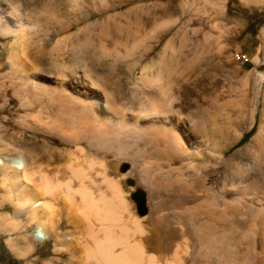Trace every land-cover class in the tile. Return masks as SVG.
<instances>
[{"label": "rangeland", "instance_id": "374dc122", "mask_svg": "<svg viewBox=\"0 0 264 264\" xmlns=\"http://www.w3.org/2000/svg\"><path fill=\"white\" fill-rule=\"evenodd\" d=\"M15 34L40 38L43 55L14 45ZM56 90L87 110L65 135L56 107L32 100L49 102ZM158 127L173 137L169 168L155 165ZM42 149L79 153L96 195L112 194L103 173L117 184L125 219L142 231L133 240L159 262L180 248V264H264V0H0V264H89L81 254L90 241L62 214V197L43 196L51 214L29 215L41 194L25 196L21 184L37 188L39 169L61 181L72 174L66 154L48 166ZM15 157L31 176L6 180ZM167 168L187 190L155 183ZM80 202L65 204L70 214ZM7 215L17 229L3 228ZM48 220V238L35 240Z\"/></svg>", "mask_w": 264, "mask_h": 264}, {"label": "bare ground", "instance_id": "6f19581e", "mask_svg": "<svg viewBox=\"0 0 264 264\" xmlns=\"http://www.w3.org/2000/svg\"><path fill=\"white\" fill-rule=\"evenodd\" d=\"M60 30H62V29H60ZM43 31H44V29H43ZM27 35L15 34L13 44L16 45L18 43L23 48V50L24 51L26 50L27 52L29 51V47L32 46V47H34V49H36L35 51L37 53V57H41L43 55L42 54L43 47L41 45L42 42L41 43L39 42L40 38L38 40V39H36L37 36H34V35L33 36H27ZM40 35H39V37H40ZM17 52L18 51H14L12 53L11 58L16 59L17 54H18ZM10 73L15 74L17 72L11 71ZM18 76H19V74L16 75V77H18ZM52 94H53L54 98L51 99L49 102L48 101L45 102V100L43 98H41L40 95H33V99L32 98L31 99L34 100V102H36L37 105H42V104L45 105L46 104V105H50V108H51V106L56 107L55 112L57 114H56L55 120L57 122H60V123H59V126H55V127H57L56 129L59 132L63 133V135H65V133H67L68 129L81 128L84 125L83 120H85V116H86L85 113L87 112V110L84 107H82L83 104L82 105H81V103L79 104L77 101L73 100V98H70L67 94H65L61 90L53 91ZM52 103H54V104L51 105ZM88 123H86V124L88 125ZM158 128L159 129L155 128V130H157L158 133L155 134L151 138L153 145L156 147V149H155L156 152L154 153V154H156V157H155L156 162L155 161L154 162H155V165L159 166L160 168H163L164 166L169 168L171 166V164L177 162L176 156H174V153H173L175 151V145H174L173 137L167 131H165V130L161 131V128L160 127H158ZM87 131H90V132L95 131V133L97 132V130H95L94 128H87ZM70 133H69V135H72V136L74 135L75 137H77V135H79L78 132H76V134H70ZM102 133H104V132L101 130H99L97 132V134H99V135H101ZM41 151L43 152V156L41 157V159L45 160L47 162L48 166L49 165L51 166V164L55 163L56 161L59 162L61 159H64L63 158L65 156L64 154H66V157H67L69 162H68V164H65V166H68L70 168L72 174H71V177L69 179H67L66 181H61L57 178L58 176L57 177L56 176L50 177L45 171L39 169V174L41 176V183L37 188L34 187V189H33V187L29 186V184H27V183L21 184V185H23V188H26L28 190V191L25 190V194H26L25 196H28V197L32 196L35 191H36V193L38 192L39 194H41V198L36 199V200L31 202L32 208L30 207L31 209L29 210V212H30L29 215H30L31 219L38 218V215L39 216L42 215V217H43V215H48V213H50L49 211H51L53 209L54 203H52V200H54V199L57 200L59 197H62L65 201V204L67 205L68 204L67 202H70L71 200H73L75 195L80 196L81 202H80V205H79V207H77V210L75 212H72L70 214L69 209L67 210V206L65 204H64V206H62L63 208L61 210H62V214H65L66 216L71 218V220L73 222H75L77 224L82 223V225H85L86 231H87V237L92 239V242H91L92 245L88 244L86 247L83 248V251H82L83 253L81 254V256L84 255V257H83L84 262H89V264H91V263H93V264H180L181 263L180 257L182 256L183 253L181 254L182 251L180 250V248H177L173 252L174 254H173V257L171 259L166 258L167 261L165 263L164 262L161 263V262H159L161 260L159 256H158V258L160 260H158L157 256H155L153 254H148L147 252H146L147 253L146 254L145 250L142 247L143 244L138 242V241L133 240V238L135 237L134 233H136V232L142 233V231L140 230L139 226L138 227L136 226L135 227L136 229H132V227H130L129 222L125 219V213L128 211V208H127V202H125L123 195H122L123 191L120 190V188L118 187L117 184H115L113 181H111L109 178H107V176H105L103 172L102 173L104 176V181L108 184L109 188L112 190L111 191L112 194L110 196L106 195L104 193H99V195H96V194H94L93 190H91L89 188L90 186H89V184L88 185L86 184V180L92 181V179L90 178L89 174L83 169V167H82L83 163L81 164V162H80L81 157L78 156L79 153L77 154L76 151H67L64 154L61 152L53 153V152L48 151L47 149H42ZM80 152H82V151L80 150ZM34 158H35V156H34ZM82 160L85 161L86 162L85 164H87V166L89 165V167H91V168L97 164H102V163L97 162L93 158L84 157V158H82ZM38 161H39V159H35V162H38ZM1 163H3V162H1ZM28 165L29 164L27 163V161H25L22 157L12 158L10 163L8 162L6 166H8L9 168L10 167L14 168L16 171H14L13 173L7 174L5 176L6 180L17 179V181H19L20 179L24 180V179L28 178L29 176H31L32 174L27 172ZM54 167L57 168L59 166L57 165ZM152 167H154L153 164H152ZM172 168L168 169V171L166 170L167 173H163V174L157 176V179L153 178V179H155V183H156V181L158 183L162 182V181H164V182L166 181V182H168V184L166 183V185H168V187L170 189H173L175 191L187 190L188 189L187 187L189 185L187 186L183 182L181 183L179 178H177V176L176 177L174 176V171ZM42 169H44V168H42ZM58 171H59V169H58ZM73 179H76L79 181V183H80L79 187H77V188L72 187L71 182ZM160 184H162V183H160ZM15 185H14V187H15ZM164 186H165V184H164ZM15 189H17L19 191L18 185H17V187H15ZM45 195L51 197L52 200L50 198H49L50 200H47L46 198H44L43 196H45ZM193 198H190V197L186 198V199L181 198V199H179V201H177L176 204L179 205V207L183 206L185 204L187 205V203L194 201ZM29 200L30 199L24 197L25 203H29ZM21 203L17 202L18 205ZM68 208H70V207H68ZM52 213H53V211H52ZM8 215L2 217L3 228L5 230H9V228H11V227H14L17 229L18 228V222L13 221L11 219V217H9ZM93 220L97 223V227H95L96 224L95 225L93 224L94 223ZM48 221H47V223H45V222L40 223L39 225H37L35 227V229L33 230V237L35 240L44 241L48 238V233H47L48 231H46V230H47V226L51 225V220L49 222ZM85 227H83V228H85ZM133 227H134V225H133ZM199 234H200L199 236H201L200 232H199ZM85 235H86V232H85ZM23 239L25 240L24 243L26 245V246H24L25 251L31 250V248H33V247H31V245L28 243L29 240L26 238H23ZM67 240H72V238L67 237ZM9 241L12 242L13 240L11 239ZM175 243H176V241H175ZM181 244H184V243H181ZM22 248H23L22 246L17 245V242H14L13 249L15 251L21 252ZM179 250L181 251L180 253H179ZM31 251H29V253H31ZM162 261H164V260H162ZM67 264H80V262H75V263L68 262Z\"/></svg>", "mask_w": 264, "mask_h": 264}, {"label": "crops", "instance_id": "0c3cea01", "mask_svg": "<svg viewBox=\"0 0 264 264\" xmlns=\"http://www.w3.org/2000/svg\"><path fill=\"white\" fill-rule=\"evenodd\" d=\"M93 224L95 225L96 224V222L93 220ZM77 224V223H76ZM78 225L80 226L81 225V227H82V229L84 230V233L86 232V236H87V231H86V227H85V225H82V223L81 224H79L78 223ZM96 226V225H95ZM83 227H85V228H83ZM88 238V240L90 241V245H92V239L91 238H89V237H87ZM73 253V252H72Z\"/></svg>", "mask_w": 264, "mask_h": 264}, {"label": "trees", "instance_id": "16d2710c", "mask_svg": "<svg viewBox=\"0 0 264 264\" xmlns=\"http://www.w3.org/2000/svg\"><path fill=\"white\" fill-rule=\"evenodd\" d=\"M244 140H245V138H243V139L241 140V142L244 141Z\"/></svg>", "mask_w": 264, "mask_h": 264}, {"label": "water", "instance_id": "95a60500", "mask_svg": "<svg viewBox=\"0 0 264 264\" xmlns=\"http://www.w3.org/2000/svg\"><path fill=\"white\" fill-rule=\"evenodd\" d=\"M141 196V195H140ZM141 198V197H140Z\"/></svg>", "mask_w": 264, "mask_h": 264}]
</instances>
